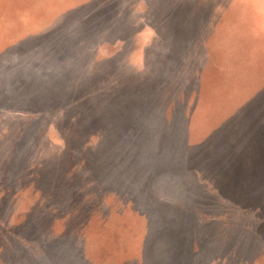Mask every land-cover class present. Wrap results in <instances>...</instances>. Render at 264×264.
<instances>
[{"label": "rangeland", "instance_id": "rangeland-1", "mask_svg": "<svg viewBox=\"0 0 264 264\" xmlns=\"http://www.w3.org/2000/svg\"><path fill=\"white\" fill-rule=\"evenodd\" d=\"M166 169L196 202L154 198ZM195 239L264 264V0H0V264Z\"/></svg>", "mask_w": 264, "mask_h": 264}, {"label": "crops", "instance_id": "crops-1", "mask_svg": "<svg viewBox=\"0 0 264 264\" xmlns=\"http://www.w3.org/2000/svg\"><path fill=\"white\" fill-rule=\"evenodd\" d=\"M171 170V169H169ZM166 169L163 173H161L158 178L161 184L157 185L158 193L153 194L154 198L160 202H164L165 204L171 205H191L196 202L197 195L194 191V180L190 174L185 173L182 170H171ZM163 186V187H162ZM154 188V187H153ZM166 189L164 193H160V189ZM155 189V188H154ZM196 239L191 241L189 246H184L182 251L183 253L187 252V256L185 258H180L178 250V245L176 242L168 241V240H159L153 243L149 247V254L151 255V259L154 264H181V261L177 263L179 260H188L183 264H197V246ZM181 248V247H180ZM224 257L226 260L228 258V247H226ZM141 262L144 263L145 259V247L143 245L140 250ZM185 255V254H184ZM179 256V257H178ZM186 256V255H185ZM223 258V256H222ZM257 256L253 257L256 259ZM211 264V260L209 262ZM223 264V261L221 262ZM224 264H228L227 262ZM237 264H245V262H237ZM249 264V263H248ZM251 264H255L254 261Z\"/></svg>", "mask_w": 264, "mask_h": 264}]
</instances>
